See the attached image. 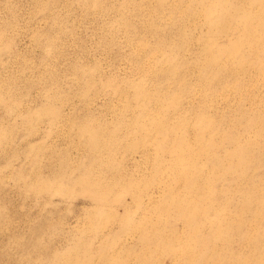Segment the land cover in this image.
<instances>
[{"label": "rangeland", "instance_id": "374dc122", "mask_svg": "<svg viewBox=\"0 0 264 264\" xmlns=\"http://www.w3.org/2000/svg\"><path fill=\"white\" fill-rule=\"evenodd\" d=\"M0 264H264V0H0Z\"/></svg>", "mask_w": 264, "mask_h": 264}]
</instances>
